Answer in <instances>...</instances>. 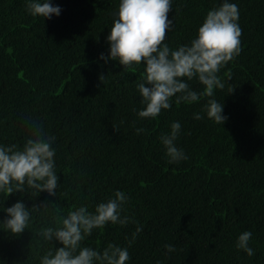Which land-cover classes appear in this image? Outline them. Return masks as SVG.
<instances>
[{"label":"trees","instance_id":"1","mask_svg":"<svg viewBox=\"0 0 264 264\" xmlns=\"http://www.w3.org/2000/svg\"><path fill=\"white\" fill-rule=\"evenodd\" d=\"M52 2L61 14L44 20L26 11L25 0H0V141L22 142L25 117L43 121L57 138L61 184L56 197L16 192L0 203L52 201L66 213L74 204L94 207L120 189L131 197L127 214L143 225L128 264H264V0H234L242 50L222 70L232 76L217 91L229 117L223 125L206 115L195 119L199 103H173L158 119H140L136 83L143 67L123 71L117 61L99 59L108 52L119 0ZM217 3L173 0L167 42H189ZM176 120L189 159L169 163L159 136ZM140 127L147 131L137 134ZM5 215L0 210V220ZM44 221L34 213L32 228L19 236L0 229V264H39L45 246L33 230ZM135 228L108 225L85 243L127 245ZM245 230L253 232L254 256L236 247ZM168 244L175 250L168 252Z\"/></svg>","mask_w":264,"mask_h":264},{"label":"clouds","instance_id":"2","mask_svg":"<svg viewBox=\"0 0 264 264\" xmlns=\"http://www.w3.org/2000/svg\"><path fill=\"white\" fill-rule=\"evenodd\" d=\"M26 11L33 17L52 19L59 16L62 8L52 0H25ZM173 0H119L113 12V23L106 37L109 49L100 53L99 59L107 63L117 61L123 71L143 67L136 88L142 108L137 110L140 119H158L173 103L201 104V111L194 112L195 119H208L224 124L228 115L225 104L217 98L231 81L226 69L241 52L242 28L239 23V5L234 0H218L210 8L196 35L187 43L171 46L166 34L174 25L169 12ZM106 75L99 79L104 82ZM196 81L202 87L192 86ZM235 87L229 88V93ZM26 135L22 142L0 141V196L3 201L20 192L36 197L42 192L56 197L60 187L57 171L56 136L45 129L43 121L25 117ZM137 134L146 132L136 128ZM182 132L179 120L171 122L170 130L159 136L169 163L189 159L185 149L178 144ZM131 197L124 190L116 189L106 200L91 207L87 203L73 205L66 213L56 209L55 202H41L27 206L23 199L0 210L6 215L0 220V229L19 236L31 229L34 213H40L45 221L34 229L37 242L44 247L38 257L39 264H128L131 260L129 247L143 231V225L127 214ZM135 224V231L127 245L108 242L103 247H93L85 241L108 225L125 227ZM253 232L245 230L236 240V247L248 256L255 255L251 246ZM59 244L60 246H57ZM168 252L175 250L165 245ZM157 264H162L158 261Z\"/></svg>","mask_w":264,"mask_h":264}]
</instances>
